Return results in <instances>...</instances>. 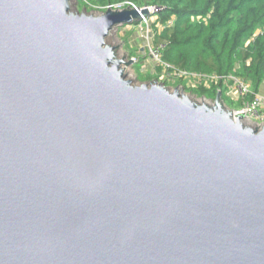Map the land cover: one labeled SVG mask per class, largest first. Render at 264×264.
Returning <instances> with one entry per match:
<instances>
[{"label":"water","instance_id":"1","mask_svg":"<svg viewBox=\"0 0 264 264\" xmlns=\"http://www.w3.org/2000/svg\"><path fill=\"white\" fill-rule=\"evenodd\" d=\"M150 15L0 0V264H264V124L128 79Z\"/></svg>","mask_w":264,"mask_h":264},{"label":"trees","instance_id":"2","mask_svg":"<svg viewBox=\"0 0 264 264\" xmlns=\"http://www.w3.org/2000/svg\"><path fill=\"white\" fill-rule=\"evenodd\" d=\"M86 5L114 8L157 7L161 30L153 29V44L164 45L162 61L170 71L193 73L202 77L225 78L188 87L179 80L167 86L183 87L197 98L214 101L221 92L226 106L234 111L242 108V101L232 100L224 83L229 76L250 85L251 95L260 93L264 84V0H86ZM106 11V10H105ZM103 11V12H105ZM134 55V54H133ZM132 55V56H133ZM142 57L138 58L140 62ZM138 62V63H139ZM137 65V64H136ZM135 65V66H136ZM134 66V67H135ZM160 73L161 68L155 67ZM153 72V74H155ZM146 80L158 79L155 74ZM248 96L246 100L252 99Z\"/></svg>","mask_w":264,"mask_h":264},{"label":"rangeland","instance_id":"3","mask_svg":"<svg viewBox=\"0 0 264 264\" xmlns=\"http://www.w3.org/2000/svg\"><path fill=\"white\" fill-rule=\"evenodd\" d=\"M69 1L71 5V11L73 12L75 11L82 12L84 9H86L87 12L100 13L109 8H112V7L108 8V6L101 8L100 6H96V5H86L87 4L86 0H69ZM117 6L123 9L126 8V3L116 5L113 9H117L118 8ZM157 20H158L157 17L150 15L147 18V21L145 22L141 21L138 24H134L128 27L127 26L122 27L119 28L118 30L112 31L106 40L108 45L113 47H118L117 54L120 58L121 57L123 58L125 55L127 56V60L131 59L133 61L134 63L133 66L126 68V74L128 76V79L133 81L135 84H140L141 82L147 83L156 80V79H150V80L147 79L146 81L144 79H146V77L149 75L151 76V74H153L156 67L155 66L156 64H154L147 56L146 48L148 47L149 44H151V42H153V34H154L153 28L157 26L159 30L162 29L161 25L157 23ZM139 57H142V59H140V62L138 61ZM154 73L158 76L160 80L166 82L168 81L170 84H175V82L179 80H182L188 87H192L194 86V84H196V80L194 78H190V79L177 78L175 81L171 76L170 78L163 79L165 76H167V73L162 69L160 73L157 72ZM155 74H153V77ZM167 87H170L171 90L175 88L173 86H167ZM228 91L229 88L227 89V92ZM229 97L230 99L232 98L230 94Z\"/></svg>","mask_w":264,"mask_h":264},{"label":"built area","instance_id":"4","mask_svg":"<svg viewBox=\"0 0 264 264\" xmlns=\"http://www.w3.org/2000/svg\"><path fill=\"white\" fill-rule=\"evenodd\" d=\"M117 7V9H121V7ZM147 9L151 12V14H157L161 11L157 7H150ZM142 21H147V18H143ZM164 48L165 44L155 45L153 42H151V44H149L146 48V54L150 60L156 64L155 66L160 67L167 73V76H165L163 79L170 78L171 76L175 81L177 78H194L196 80V84H194V86H197L200 83L209 85L213 81L225 79L218 77H202L193 73L190 74L182 71H170V67L162 61V51ZM158 81L162 82L163 84L169 83L168 81L166 82L160 79ZM224 83H226V86L229 88L227 94L231 95V99L235 101H242V108L239 111H235V114H243L245 116V120L251 122L254 126L263 125L264 95L256 94L252 96L250 85L244 82L242 79L234 76H229L226 80H224ZM248 96H252V99L246 100Z\"/></svg>","mask_w":264,"mask_h":264},{"label":"crops","instance_id":"5","mask_svg":"<svg viewBox=\"0 0 264 264\" xmlns=\"http://www.w3.org/2000/svg\"><path fill=\"white\" fill-rule=\"evenodd\" d=\"M260 95H264V84L262 85L261 89H260Z\"/></svg>","mask_w":264,"mask_h":264},{"label":"bare ground","instance_id":"6","mask_svg":"<svg viewBox=\"0 0 264 264\" xmlns=\"http://www.w3.org/2000/svg\"><path fill=\"white\" fill-rule=\"evenodd\" d=\"M244 123H245L247 126L253 125L251 122H249V121H247V120H244Z\"/></svg>","mask_w":264,"mask_h":264}]
</instances>
